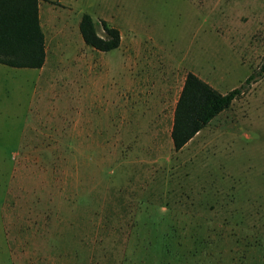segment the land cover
Wrapping results in <instances>:
<instances>
[{"label":"rangeland","instance_id":"obj_1","mask_svg":"<svg viewBox=\"0 0 264 264\" xmlns=\"http://www.w3.org/2000/svg\"><path fill=\"white\" fill-rule=\"evenodd\" d=\"M38 5L44 66L0 64V238L48 234L40 264H264V77L171 139L188 73L226 94L260 68L264 0ZM84 14L119 48L87 46Z\"/></svg>","mask_w":264,"mask_h":264},{"label":"trees","instance_id":"obj_2","mask_svg":"<svg viewBox=\"0 0 264 264\" xmlns=\"http://www.w3.org/2000/svg\"><path fill=\"white\" fill-rule=\"evenodd\" d=\"M39 0H0V64L16 69H41L46 61L45 35L39 19ZM98 34L89 14H84L79 30L84 43L98 51L119 48L120 31L103 22ZM264 77V60L258 70L238 88L222 94L188 73L177 100L171 139L180 151L202 129L241 98L247 88Z\"/></svg>","mask_w":264,"mask_h":264},{"label":"crops","instance_id":"obj_3","mask_svg":"<svg viewBox=\"0 0 264 264\" xmlns=\"http://www.w3.org/2000/svg\"><path fill=\"white\" fill-rule=\"evenodd\" d=\"M29 226L43 227L44 225H29ZM18 230H29V229L23 228ZM34 230L38 231L39 229H34ZM40 230H48V229H40ZM44 235H48V234L32 233V234H22L12 237H7V235H3L4 237L0 238V264H40L41 262H45V261L49 262L50 260H52L53 263H55L56 260L55 256L43 257L40 254H45L46 253L45 250L26 245L27 242L30 241L32 242L34 240L42 239ZM49 235H51L50 238L56 237L54 234H49ZM58 259L61 260L60 257H58Z\"/></svg>","mask_w":264,"mask_h":264}]
</instances>
